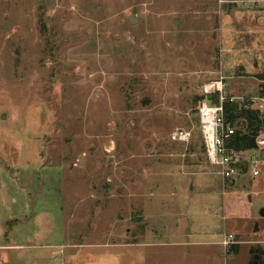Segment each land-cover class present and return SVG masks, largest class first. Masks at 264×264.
Segmentation results:
<instances>
[{
    "label": "rangeland",
    "instance_id": "obj_1",
    "mask_svg": "<svg viewBox=\"0 0 264 264\" xmlns=\"http://www.w3.org/2000/svg\"><path fill=\"white\" fill-rule=\"evenodd\" d=\"M238 2L0 0V264H264V148L222 179L197 112L264 84Z\"/></svg>",
    "mask_w": 264,
    "mask_h": 264
},
{
    "label": "built area",
    "instance_id": "obj_2",
    "mask_svg": "<svg viewBox=\"0 0 264 264\" xmlns=\"http://www.w3.org/2000/svg\"><path fill=\"white\" fill-rule=\"evenodd\" d=\"M218 3L232 0H217ZM259 2L264 8V0H252ZM224 75L220 74L217 79L211 80L201 86V94L204 96L199 100L197 106L199 128L203 144L204 154L207 160L218 167V173L222 179H233L239 172L240 160L236 156V151L226 146V140L234 131V127L225 123L223 116V104L226 101H245L254 109L264 114V91L250 95H233L224 92ZM211 95L216 96L212 101ZM263 132V133H261ZM256 137L258 148H264V131ZM171 140L187 142L189 131L176 128L169 134ZM256 147V148H257ZM258 160H251L252 175H258ZM232 234H227L223 238L224 244L232 242Z\"/></svg>",
    "mask_w": 264,
    "mask_h": 264
},
{
    "label": "trees",
    "instance_id": "obj_3",
    "mask_svg": "<svg viewBox=\"0 0 264 264\" xmlns=\"http://www.w3.org/2000/svg\"><path fill=\"white\" fill-rule=\"evenodd\" d=\"M262 86L264 84L262 83ZM215 95H211V99ZM204 96H201L202 99ZM214 100V101H215ZM213 101V100H212ZM225 123L234 127L226 140V146L234 151L251 150L257 147L256 137L264 131V114L242 101H226L223 104Z\"/></svg>",
    "mask_w": 264,
    "mask_h": 264
},
{
    "label": "crops",
    "instance_id": "obj_4",
    "mask_svg": "<svg viewBox=\"0 0 264 264\" xmlns=\"http://www.w3.org/2000/svg\"><path fill=\"white\" fill-rule=\"evenodd\" d=\"M234 1H236V2H234ZM250 1H251V0H250ZM207 2H208V5H207V12H206V15H207L208 18H210L211 15L213 14V13L209 12L208 10H212V12L214 11V13H215V12H217V11H219V10H225V8L228 9V7H233L234 4H236V6H238V8H239L240 6L243 5V3H242L243 1H242V2H238V0L225 1V2H223V3H218L217 0H210L211 3L209 2V0H207ZM232 3H233V4H232ZM237 3H238V4H237ZM192 5H194L193 2H190V6H188V8H191L192 11H193L194 7H193ZM244 5H246V4H244ZM215 6H216V7H215ZM246 6L248 7V10H249V11H252V10H257V11L264 10V8L262 7V4L259 3V2H253V1H252V4H251V3H248V5H246ZM216 8H217L218 10H217ZM191 9H190V10H191ZM220 13H221V11H220ZM213 15H214V14H213ZM224 79L226 80L225 77H224ZM225 84H226V82H225ZM262 87H263V86H262ZM262 87L260 86V89H258L257 92H251V93H246V94H242V95H250V94H255V93L262 92V91H264V88H262ZM226 93L231 94V93H229V92H226ZM239 95H240V94H239ZM201 142H202V140H201ZM202 146H203V144H202ZM257 148H258V147H257ZM259 149H260V148H259ZM203 151H204V149H203ZM254 151H256V148H255V149H251V150L236 151V156L239 158V160H240V162H241L242 159H243V158H241V156H242L243 154H247V153L252 154V152H254Z\"/></svg>",
    "mask_w": 264,
    "mask_h": 264
},
{
    "label": "water",
    "instance_id": "obj_5",
    "mask_svg": "<svg viewBox=\"0 0 264 264\" xmlns=\"http://www.w3.org/2000/svg\"><path fill=\"white\" fill-rule=\"evenodd\" d=\"M127 20L129 23L134 24L135 22H137V14L135 12H130L127 14L126 16ZM114 52H120L121 51V47L117 46V45H113V49ZM1 116H4V113L1 114ZM261 214L264 215V209L261 210ZM250 264H258L257 259L255 258L254 260L251 261Z\"/></svg>",
    "mask_w": 264,
    "mask_h": 264
}]
</instances>
